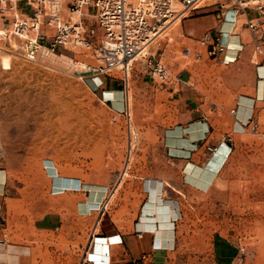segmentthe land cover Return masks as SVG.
I'll return each mask as SVG.
<instances>
[{
	"label": "crops",
	"instance_id": "0c3cea01",
	"mask_svg": "<svg viewBox=\"0 0 264 264\" xmlns=\"http://www.w3.org/2000/svg\"><path fill=\"white\" fill-rule=\"evenodd\" d=\"M227 21L202 9L164 42L161 156L128 157L124 170L115 158L107 175L57 162L61 189L63 178L99 186L101 205L81 212L88 190L54 194L35 150L0 161V264H264V66L247 17L230 10ZM220 33L231 50L213 57L203 39ZM105 94L121 111L122 92Z\"/></svg>",
	"mask_w": 264,
	"mask_h": 264
},
{
	"label": "rangeland",
	"instance_id": "374dc122",
	"mask_svg": "<svg viewBox=\"0 0 264 264\" xmlns=\"http://www.w3.org/2000/svg\"><path fill=\"white\" fill-rule=\"evenodd\" d=\"M225 1L208 0V8L217 11V5ZM182 21L152 44L145 57L132 63L128 81L122 70H116L105 76L99 88L89 85L87 80L93 79L89 74L81 79L63 72L60 65L49 68L4 54L0 59V161L35 150L41 155V167L52 178L54 194L88 190L81 212L86 203L101 205L106 198L104 188L63 178L61 189L57 162L76 173L99 171L107 175L115 158L119 160L117 167L124 170L122 161L128 157L148 155L156 160L162 155L163 129L169 123L158 106L157 90L162 82L156 78V83L145 84L142 76L150 73L148 58L153 56L159 61L164 42L175 41ZM75 52L78 60L90 61L84 50ZM162 62L166 65L163 58ZM115 90L123 94L121 111L114 110L106 99L109 97L105 92ZM25 140L37 146H22Z\"/></svg>",
	"mask_w": 264,
	"mask_h": 264
},
{
	"label": "built area",
	"instance_id": "2783aa9c",
	"mask_svg": "<svg viewBox=\"0 0 264 264\" xmlns=\"http://www.w3.org/2000/svg\"><path fill=\"white\" fill-rule=\"evenodd\" d=\"M207 2L0 0V59L6 54L49 68L60 65L63 72L81 79L85 74L110 76L114 71L122 70L128 81L132 63L140 56L145 57L151 45L178 21L210 7ZM217 8L218 18L224 22H228L230 10L247 17L254 64L264 66V0H226ZM248 12L253 16H247ZM229 22L232 28L236 27V18ZM207 42L213 57L231 50L223 42L221 33L216 37L206 35L203 43ZM76 50H84L90 61L78 60ZM52 58L55 59L53 62ZM147 65L151 68L150 76L161 82L169 79L168 70L161 61L150 56ZM208 149L215 152L213 148ZM103 206L105 208L107 204ZM116 242L121 241L110 243Z\"/></svg>",
	"mask_w": 264,
	"mask_h": 264
},
{
	"label": "bare ground",
	"instance_id": "6f19581e",
	"mask_svg": "<svg viewBox=\"0 0 264 264\" xmlns=\"http://www.w3.org/2000/svg\"><path fill=\"white\" fill-rule=\"evenodd\" d=\"M234 40V39H233ZM233 42V41H232ZM229 43V42H228ZM233 46V45H232ZM6 58H8V57H6ZM3 60H4V58H3ZM8 60H9V58H8ZM8 60H5L4 61V66L6 67V68H8V66H9V62H8ZM52 61H54L55 59L54 58H52L51 59ZM90 81L92 82V84H90ZM87 82L89 83V85L91 86V87H93V88H95L96 86H97V84H98V82H99V80L98 79H88L87 80ZM158 185H161L160 183L158 184ZM176 204V203H175ZM177 205V204H176ZM178 210V209H177ZM181 217V215H180V212H179V210H178V217H177V220L179 219ZM99 245V244H98ZM100 247V246H99ZM173 247V246H172Z\"/></svg>",
	"mask_w": 264,
	"mask_h": 264
}]
</instances>
